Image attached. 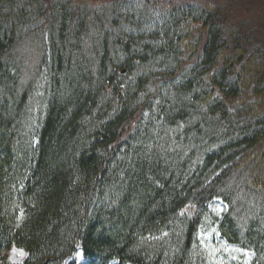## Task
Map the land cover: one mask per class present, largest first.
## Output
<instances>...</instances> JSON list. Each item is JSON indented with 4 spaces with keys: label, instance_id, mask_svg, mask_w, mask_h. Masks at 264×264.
Returning <instances> with one entry per match:
<instances>
[{
    "label": "trees",
    "instance_id": "16d2710c",
    "mask_svg": "<svg viewBox=\"0 0 264 264\" xmlns=\"http://www.w3.org/2000/svg\"><path fill=\"white\" fill-rule=\"evenodd\" d=\"M87 2L0 0V264H264V49L208 0Z\"/></svg>",
    "mask_w": 264,
    "mask_h": 264
},
{
    "label": "rangeland",
    "instance_id": "374dc122",
    "mask_svg": "<svg viewBox=\"0 0 264 264\" xmlns=\"http://www.w3.org/2000/svg\"><path fill=\"white\" fill-rule=\"evenodd\" d=\"M87 1L88 2L86 4L90 5L91 7L96 4V0ZM208 1H211L215 5L217 4L220 6H225V11H229L230 14V21L228 26L231 29L240 32L241 37L246 38L250 42L251 48L257 47L264 49V0ZM25 44H27V41H23L22 43H20L22 47ZM224 207L225 205L220 200H218L219 210H222V208ZM202 237H204V240L209 244L212 256L218 261L223 259L224 256H226L227 258L235 259L236 256L245 254L237 248L225 243L224 241H219L218 236L213 237L212 233H205V235H203ZM7 254L8 260L12 263H19L25 258V252L15 247L10 248ZM75 256L79 263L83 261L80 252H78Z\"/></svg>",
    "mask_w": 264,
    "mask_h": 264
}]
</instances>
